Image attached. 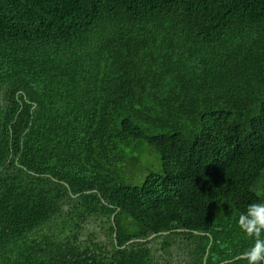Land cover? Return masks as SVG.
<instances>
[{"label": "trees", "instance_id": "trees-1", "mask_svg": "<svg viewBox=\"0 0 264 264\" xmlns=\"http://www.w3.org/2000/svg\"><path fill=\"white\" fill-rule=\"evenodd\" d=\"M256 185L264 0H0V264H246Z\"/></svg>", "mask_w": 264, "mask_h": 264}, {"label": "rangeland", "instance_id": "rangeland-1", "mask_svg": "<svg viewBox=\"0 0 264 264\" xmlns=\"http://www.w3.org/2000/svg\"><path fill=\"white\" fill-rule=\"evenodd\" d=\"M135 149L140 150V162L139 164H133L132 168L125 165V170L128 171V174H130L131 177H133V175H137L139 178L141 177V180H143L151 169L160 165L161 158L158 151L144 143H137V147ZM68 218L69 214L65 212L62 216L54 218L49 223V226L52 230H55L57 221H59V223L64 222ZM47 229L48 228H46L45 231ZM93 231H97L104 240L110 241L109 226L103 222L101 215H92L85 224V228L83 229L85 236ZM158 264H194V262L192 261L187 249L174 246L171 251V256L162 258Z\"/></svg>", "mask_w": 264, "mask_h": 264}, {"label": "clouds", "instance_id": "clouds-1", "mask_svg": "<svg viewBox=\"0 0 264 264\" xmlns=\"http://www.w3.org/2000/svg\"><path fill=\"white\" fill-rule=\"evenodd\" d=\"M254 191L264 193V185H256ZM236 227L249 241L248 247L238 255L246 264H264V199L249 203L234 216ZM211 241L208 247L211 248Z\"/></svg>", "mask_w": 264, "mask_h": 264}, {"label": "flooded vegetation", "instance_id": "flooded-vegetation-1", "mask_svg": "<svg viewBox=\"0 0 264 264\" xmlns=\"http://www.w3.org/2000/svg\"><path fill=\"white\" fill-rule=\"evenodd\" d=\"M170 261V260H169Z\"/></svg>", "mask_w": 264, "mask_h": 264}, {"label": "water", "instance_id": "water-1", "mask_svg": "<svg viewBox=\"0 0 264 264\" xmlns=\"http://www.w3.org/2000/svg\"><path fill=\"white\" fill-rule=\"evenodd\" d=\"M155 235V234H154Z\"/></svg>", "mask_w": 264, "mask_h": 264}]
</instances>
